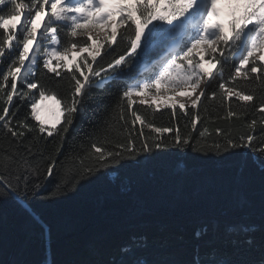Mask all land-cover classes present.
<instances>
[{
  "label": "snow or ice",
  "instance_id": "snow-or-ice-1",
  "mask_svg": "<svg viewBox=\"0 0 264 264\" xmlns=\"http://www.w3.org/2000/svg\"><path fill=\"white\" fill-rule=\"evenodd\" d=\"M222 16L228 17L227 25L222 22ZM0 30H3L0 31V101L3 103L0 107V136L3 137L0 201L11 199L23 205L37 199H57L76 191L85 182L98 179L109 169L126 165L138 168L155 153L172 149H191L202 156L209 152L223 156L244 149L264 157V92L259 97L256 93L257 87L264 89V0H27V3L0 0ZM96 30L104 33L103 40L95 38ZM175 30L184 32L187 42L170 48L160 58L154 81L143 82L139 89L124 88L117 100L116 114L123 122L120 124L123 139L110 138L111 125L105 120L100 138L94 132L78 149L69 146L66 150L68 133L77 114L84 110L91 90L104 89L116 79L117 72L131 66L141 55L138 50L142 42L143 55H150ZM78 35H86V39H74ZM47 45L59 46L60 50ZM208 48L213 55L206 59ZM241 49L233 74L226 77L220 71L214 77L213 70L221 64L220 58H225V52L232 56L234 50ZM194 54L199 59L194 60ZM60 68L68 74L71 85L66 95L58 94L44 82L46 69L47 73L54 74L49 80L59 84V78L64 76ZM236 77L249 81V88L237 85ZM204 78L209 83L201 88L200 81ZM162 85L182 89L191 100L192 111L181 103L182 111L177 113L175 102L165 104L172 110L170 115L175 125L153 127L137 111H131L132 97L143 96L149 89L158 92ZM218 95L222 103L233 102V97L236 101H256L246 111L258 115H250L248 133L234 136L218 128L221 138L212 141L210 147L202 146L199 138L205 137L207 129L198 131L197 124L201 121V112L206 110L204 106ZM14 97H18L16 104H13ZM49 102L63 105L54 113L50 127L43 115ZM25 103L29 104L30 112L21 116ZM128 111H131L130 118L126 115ZM236 115L228 103L224 118ZM61 117L63 126L57 128ZM181 119L186 124L190 122L191 131L197 132L199 138L182 137ZM137 121L150 129L147 135L144 127H135ZM258 124L261 128L257 133ZM54 132L57 135L53 138ZM152 133L160 135L153 137ZM164 133H174L171 143L163 137ZM51 181H55L52 191L45 192ZM254 230V226L245 224H225L221 233L219 224L211 228L204 226L193 236L197 256L192 264H264V230L258 241L250 237L244 241L248 250H240L238 237H248ZM220 235L224 236L225 246L236 250L240 258H225L223 248L208 247L213 236ZM148 239L146 233L130 236L120 246L121 259L112 264H147L143 258H127L146 249ZM202 246L210 249L205 253L206 258L199 255ZM253 249H259V259L247 258Z\"/></svg>",
  "mask_w": 264,
  "mask_h": 264
},
{
  "label": "trees",
  "instance_id": "trees-1",
  "mask_svg": "<svg viewBox=\"0 0 264 264\" xmlns=\"http://www.w3.org/2000/svg\"><path fill=\"white\" fill-rule=\"evenodd\" d=\"M24 11L27 13L28 9ZM74 39L82 41L86 35ZM169 39L170 36L166 41ZM160 48L145 56L143 44L138 50L141 55L131 66L117 72L116 79L104 89L91 90V96L85 99L84 110L77 114L68 133L66 150L69 146L78 149L79 144L87 143L86 137L94 132L100 138L105 120L111 125L110 138L123 139L120 128L123 122L116 114L117 100L122 90L129 87L130 80L139 74L141 65L155 56ZM101 51L104 53L105 50ZM236 52L234 50L232 56L225 52L217 73L222 71L226 77L233 74L237 65ZM102 58L99 57L97 62ZM58 70L64 73L59 84L49 80L54 74L47 73L46 69L43 70L44 82L58 94L66 95L71 89L68 74L63 68ZM235 80L241 88H249V81L241 77ZM261 92L264 89L257 87V97ZM17 100L18 97H14L13 104ZM255 102L236 101L233 97V102L222 103L218 95L204 106L206 110L201 112V121L197 124L198 131L207 129L205 137L199 138L197 132L191 131L190 122L186 124L185 119H181L182 137H197L202 146L210 147L212 141L221 138L217 134L218 128L234 136L248 133L250 115L258 114L246 109ZM228 103L237 115L225 119ZM0 107H3L2 101ZM187 107L192 111L190 106ZM131 111H137L146 124L151 122L153 127L175 125L170 108L159 109L153 104L134 101ZM131 111L126 113L129 118ZM176 111H182L179 105ZM28 112L30 106L25 103L20 115ZM62 121L61 117L57 128L63 126ZM135 127L144 126L137 121ZM260 128L258 124L257 133ZM144 130L146 135L150 132L147 127ZM56 135L54 132L53 138ZM159 135L152 133L153 137ZM172 135L174 133H164L163 137L169 138L171 143ZM2 139L0 136V141ZM54 184L55 181L49 182L44 191H52ZM215 224H219L221 233L225 224L254 226L255 230L248 237H238L241 251L248 250L244 242L247 238L260 239L264 230V157L244 149L223 156L211 152L202 156L191 149H172L155 153L151 160L144 161L138 168L126 165L109 169L98 179L85 182L76 191H69L57 199H37L23 205L11 199L0 201V264H112L121 259L120 246L130 236L139 233L148 235V246L127 259L143 258L147 264H192L197 256L194 233ZM208 247L223 248L225 258H240L236 250L225 246L223 235L219 238L213 236ZM209 251L202 246L200 257L206 258L205 253ZM259 256V249H253L247 258L259 259Z\"/></svg>",
  "mask_w": 264,
  "mask_h": 264
},
{
  "label": "rangeland",
  "instance_id": "rangeland-1",
  "mask_svg": "<svg viewBox=\"0 0 264 264\" xmlns=\"http://www.w3.org/2000/svg\"><path fill=\"white\" fill-rule=\"evenodd\" d=\"M19 30V25H17V31ZM175 32H176V30H175ZM93 35L95 36V38L96 39H98V40H103L104 39V33L103 32H100L99 30H96V31H94V33H93ZM143 43V42H142ZM47 47H49V48H51V47H56L57 48V50H59V46H56V45H47ZM33 48H34V46H33ZM168 47H166L165 46V48H164V50L162 51V54H161V56H159V58H158V60L157 61H153L154 59H152L151 60V64H150V66H153L150 70H147L146 68H147V66L149 65V63H147V64H145L144 66H143V73H145V74H150V76L146 79V80H143V82H145V81H147V82H152V81H154V79L157 77V75H158V72H159V69L157 68V64H158V62H159V60H160V58L163 56V54L165 53V52H167V49ZM242 51H243V49H241V51L239 52V54L236 56V62L238 63V57H239V55L240 54H242ZM212 51H211V48H208L207 49V52H206V56H212ZM198 58H199V56L198 55H196ZM57 62L54 60L53 61V65L55 66V64H56ZM147 70V71H146ZM23 71V70H22ZM213 71H215V69L213 70ZM143 82H141V85H142V83ZM135 83H136V81H132L131 83H130V85L129 86H133V87H135ZM207 83H209L208 81H207V78H205V84H207ZM140 85V86H141ZM205 86V85H204ZM173 88H169V87H167V86H165V85H162L161 87H160V89H159V94H156V95H152L151 94V92H150V89H149V91H148V93L147 94H145V95H143V96H136V95H134L133 97H132V100L133 101H135V102H139V103H142V101H143V104H153V105H155L157 108H159V109H164V108H166L165 107V104H168V103H172V102H175V104L176 105H179V104H181V103H183V104H185L186 106H190V104H191V101H189V102H184V101H181V100H177L178 98H180L181 97V93L182 92H179V94L178 93H176V94H172V90ZM154 91L156 90V89H153ZM161 90V91H160ZM145 96V97H144ZM180 96V97H179ZM139 97V98H138ZM59 108H61V105L60 106H57L56 104H55V102H49L45 107H44V109H43V115L45 116V118L48 120V125L47 126H51V123L54 121V119H55V116H54V113L55 112H57L58 110H59Z\"/></svg>",
  "mask_w": 264,
  "mask_h": 264
},
{
  "label": "bare ground",
  "instance_id": "bare-ground-1",
  "mask_svg": "<svg viewBox=\"0 0 264 264\" xmlns=\"http://www.w3.org/2000/svg\"><path fill=\"white\" fill-rule=\"evenodd\" d=\"M200 84H201V88H204V85H205V78L204 79H202L201 81H200ZM198 91H199V89H198ZM179 94V93H178ZM181 95V97L180 98H178L177 100H181V101H184V102H189V101H191L189 98H188V96L185 94V92L184 91H182V93L180 94ZM140 97V96H139ZM138 97V98H139ZM194 98V97H193Z\"/></svg>",
  "mask_w": 264,
  "mask_h": 264
}]
</instances>
